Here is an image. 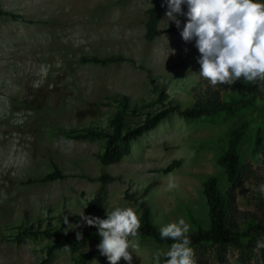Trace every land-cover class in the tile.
Listing matches in <instances>:
<instances>
[{"label":"rangeland","instance_id":"1","mask_svg":"<svg viewBox=\"0 0 264 264\" xmlns=\"http://www.w3.org/2000/svg\"><path fill=\"white\" fill-rule=\"evenodd\" d=\"M150 1L0 0V10L20 17L0 16V264H70L66 246L46 253L60 237H45L41 232H71L74 228L62 227L58 216H73L69 224H80L79 214L98 190L106 216L116 207H134L124 194L142 193L160 227L183 218L192 230L186 215L206 226L201 182L214 176L222 190L228 188L215 159L226 133L243 120L250 126L238 150L252 173L235 189V207L240 216L264 215V194L259 190L264 185V89L259 82L252 91L240 79L222 93L233 99H253L248 111L223 121H184L171 113L131 141L129 154L117 164L103 167L96 159L103 139L60 134L59 130L86 126L106 130L114 96L123 95L131 104L142 101V111L155 110L156 93L148 79L181 108L212 87L206 79L188 73L191 68L198 74L200 54L194 40L183 41V28L168 31L174 22L161 23L165 13L157 24L162 32L150 42L143 39ZM106 56H122L133 64L124 61L101 67L81 61ZM131 119L134 124L141 116ZM256 127L263 142L252 158L249 149ZM172 160L179 165L162 174L160 170ZM53 165L64 179L26 184L27 179L50 172ZM101 171L117 179L101 187L93 180ZM169 182L176 187L169 190ZM23 229L35 234L16 241L15 234ZM132 242L139 245L132 253V264H154L153 254L164 251L151 240ZM96 247L89 238L77 251ZM193 249L201 264H217L214 246ZM257 250L248 259L233 246H226L222 253L229 264H262ZM119 264L127 262L121 259Z\"/></svg>","mask_w":264,"mask_h":264},{"label":"trees","instance_id":"2","mask_svg":"<svg viewBox=\"0 0 264 264\" xmlns=\"http://www.w3.org/2000/svg\"><path fill=\"white\" fill-rule=\"evenodd\" d=\"M150 2V6L145 11L143 25V39L146 42L152 41L162 32L157 29V24L159 17L167 11V6L164 2L159 3L158 0H151ZM182 8L184 12H187L186 5L182 6ZM0 16H7L12 19L20 18L14 13L2 10H0ZM180 21V29L174 23L168 31L181 30L186 22V17L182 16ZM81 61L101 67L124 61L133 64L131 60H127L122 56L89 57L82 58ZM196 65L199 66L198 63ZM147 81H149L148 83L151 84L152 90L156 93L153 102L158 107L155 110L142 111V108H144L142 101H135L131 104L128 98L123 95L114 96L111 97L113 113L106 121V130L100 127L86 126L67 131L59 130L60 134L69 138L103 139L101 152L97 153L95 157L99 164L105 167L119 163L122 158L129 154L131 141L154 129L162 119L171 113H176L184 121L197 119L223 121L240 112L248 111L254 106L253 99L244 97L233 99L229 96H222V93L226 92L227 85L218 84L206 87L203 94L195 98L191 105L181 108L179 105L168 101L165 93L157 85H152L151 79ZM245 87L246 90L252 91L256 88L255 85L248 83L245 84ZM135 115H140L141 119L132 124L131 118ZM249 126L250 122L243 120L229 130L224 136L222 151L215 159V164L221 169L228 188L222 190L214 176H208L201 182V192L206 205V226H202L195 219L186 215L192 226V230L187 234L191 240L190 246L192 248L214 246L217 250V264H229L222 253L226 246H233L241 250L245 259L249 258L253 249H258L257 254L261 263L264 264V246L258 247V242L264 245V215L259 217L255 214L246 213L240 216L235 207V189L245 177L252 173L248 166L241 162L238 150ZM262 142L261 129L256 127L253 131L252 143L249 149L250 157L254 158L259 154ZM178 165V160H172L160 172L166 174ZM65 177L53 165L50 172L27 179L26 184L47 183L61 180ZM116 179V177H112L104 171L99 172L98 176L93 178L101 187ZM123 198L132 203L140 217L141 228L137 238L142 241L151 240L156 245L163 246L164 251H167V246L173 241L160 238V226L153 220L152 213L143 194H124ZM101 201V194L98 190L86 203L83 211L84 215L106 219V215L102 213ZM74 218L73 216L68 217V220H73ZM58 221L64 227V217L59 215ZM80 225V227L74 228L71 232L65 230L59 233L42 231L41 234L45 237H60V241L47 247L46 253L49 254L55 247L66 246L70 253V264H84L90 259L96 260L99 264H108L107 258L100 254L97 247L90 251H77V246L89 238H92L97 245L100 242L96 227H89L83 221H81ZM66 232L67 234H65ZM77 232L82 233L83 239H76ZM31 234L33 235L35 232H28V229H23L17 231L14 238L16 241H20L23 237ZM197 263L201 264L199 261Z\"/></svg>","mask_w":264,"mask_h":264},{"label":"clouds","instance_id":"3","mask_svg":"<svg viewBox=\"0 0 264 264\" xmlns=\"http://www.w3.org/2000/svg\"><path fill=\"white\" fill-rule=\"evenodd\" d=\"M164 3L167 11L161 23L174 22L180 29L177 17L185 16L180 35L186 43L194 40L200 54L198 74L191 68L188 73L206 79L212 86L232 85L243 79L253 85L259 82L264 89V3L260 0H164ZM184 5L187 12L183 11ZM175 187L168 183L169 190ZM259 190L264 194V185ZM79 216L84 224L98 229L97 249L108 264H119L121 259L132 264V253L139 248L132 241L141 228L134 207H116L107 211L106 219L85 216L83 211ZM64 224L68 229L81 226L69 224L67 216ZM189 231L190 225L183 218L160 227V238L173 243L167 246V251L157 250L153 254L154 264H197ZM76 239H83L81 232L76 233ZM259 246L264 245L258 242ZM92 264L97 262L93 260Z\"/></svg>","mask_w":264,"mask_h":264}]
</instances>
